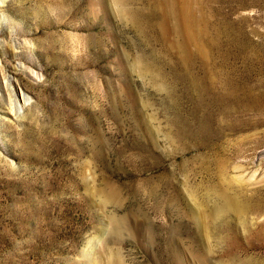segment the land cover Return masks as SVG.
<instances>
[{
  "label": "rangeland",
  "instance_id": "obj_1",
  "mask_svg": "<svg viewBox=\"0 0 264 264\" xmlns=\"http://www.w3.org/2000/svg\"><path fill=\"white\" fill-rule=\"evenodd\" d=\"M0 264H264V0H0Z\"/></svg>",
  "mask_w": 264,
  "mask_h": 264
},
{
  "label": "bare ground",
  "instance_id": "obj_2",
  "mask_svg": "<svg viewBox=\"0 0 264 264\" xmlns=\"http://www.w3.org/2000/svg\"><path fill=\"white\" fill-rule=\"evenodd\" d=\"M144 66V65H143ZM145 67H147V66H145ZM223 77V76H222ZM227 80V79H226ZM222 82H224V81H222ZM222 82H221V85H222ZM227 83V82H226ZM220 86V85H219ZM226 86V85H225ZM227 87H229L228 85H227ZM226 88V87H225ZM229 89V88H228ZM228 89H226L227 91H226V93L229 91ZM225 90V89H224ZM231 90V89H230ZM230 92V91H229ZM223 93H224V91H223Z\"/></svg>",
  "mask_w": 264,
  "mask_h": 264
}]
</instances>
